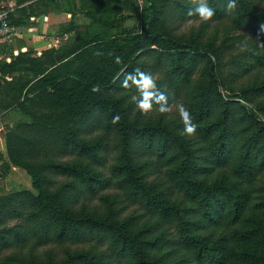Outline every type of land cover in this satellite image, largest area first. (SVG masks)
I'll list each match as a JSON object with an SVG mask.
<instances>
[{"label":"trees","instance_id":"1","mask_svg":"<svg viewBox=\"0 0 264 264\" xmlns=\"http://www.w3.org/2000/svg\"><path fill=\"white\" fill-rule=\"evenodd\" d=\"M227 2L208 0L213 18L230 15L249 29L259 44L241 66H264V0H235L231 11ZM196 3L150 0L143 30L120 50L97 29L103 25L99 15L111 12L109 3L97 8L84 0L91 18L85 30L76 23L61 26L75 34L71 42L41 57L23 52L0 65L4 74L32 73L28 80H3L7 86L0 79V107L18 106L31 118L4 142L32 182L0 196V256L10 247H30L28 255L1 261L110 264L111 255L120 264H264V182L258 184L264 176V83L223 95L217 77L195 79L204 52L196 42L181 43L165 16L172 6L184 20L198 17L187 15ZM10 19L23 24L13 13ZM72 57L83 61L69 73ZM137 68L152 73L170 99L186 102L198 125L195 137L183 134L182 121L154 123L135 114V88L122 81ZM97 85L100 90L92 91ZM110 151L116 153L112 161ZM110 189L121 192H104ZM92 197L103 207L91 205ZM122 199L139 204L150 219H122L113 208ZM95 238L107 241L108 257L68 250L59 259L38 252Z\"/></svg>","mask_w":264,"mask_h":264},{"label":"rangeland","instance_id":"2","mask_svg":"<svg viewBox=\"0 0 264 264\" xmlns=\"http://www.w3.org/2000/svg\"><path fill=\"white\" fill-rule=\"evenodd\" d=\"M194 1L197 2V0ZM106 3H109L108 6L111 12L99 15L102 17L100 22L103 25H100L97 29H101L103 35L107 37L106 39H114L120 50H125L130 45L134 35L143 30L150 0H93V5L97 8L106 5ZM2 6L14 7L12 12L14 20H21L25 25L30 24L36 16L47 19V12L59 15L62 20L61 22L59 20L52 21L54 22L52 27L54 31L52 30L45 38L54 36L56 39L51 43L45 44L43 41L27 46L25 45V38H22V31L19 29L14 39L0 43V65L10 63L23 52L33 57H41L46 49H59L61 46L71 42L75 37L73 32H65L63 28L76 23L79 25L80 30H85V25L91 22V18L85 12L88 8L84 5V0H22V2H18V0H0V7ZM259 9L264 10V4L259 5ZM176 12L174 7L170 6L165 16L166 20L171 25H174V34L183 44L196 42L195 45L199 46L205 55L198 65L195 79L202 76L214 80L213 77H217L221 82L219 85L223 95H240L243 89L264 83V66H256L254 64V66H247V69H243L241 66L246 61L247 51L259 44L257 38L249 29H245L243 25L235 22L230 15H226L221 19L212 18L208 22H203L198 17L184 20ZM245 44L246 47H244ZM60 58L61 54L57 59ZM74 58L76 60L68 70L69 73H72L83 61L80 57H72L71 59ZM164 73L165 66H162L156 77H163ZM13 76L28 80L32 77V73L29 71L14 74L0 72V79H2L4 86H7V84L3 80H12ZM237 98L245 103L239 96ZM0 99H2V95H0ZM177 99V103H183L187 106L181 97H177ZM247 105H250V103ZM134 107L135 114L144 121L151 120L154 123L163 121L168 124H180L181 122L175 106H173L172 112L167 115V118L158 112H153L150 116L144 117L140 114L136 105ZM30 121L29 115L25 114L18 106L0 107V196L9 195L32 186L31 177L27 170L11 160L4 142L6 135L10 131H14L22 123ZM91 135L93 134L89 136ZM115 154L112 151L108 153L110 161L115 158ZM160 173L164 175L162 171ZM154 178L155 174L150 177V179ZM258 181V184L263 183L264 176H261ZM104 192L115 193L121 191L110 189ZM92 198L89 202L91 205L103 207V203L99 199L96 197ZM113 208L118 209L122 219L136 216L139 218V223L150 219V216L139 204H135L128 199L118 200L117 203L113 204ZM174 230L175 228H172L173 234L169 235L171 243H174L176 241L175 236H178ZM68 250L73 253H100L103 258L108 257L111 253L107 241H101L97 238L84 241L73 240L62 244L55 243L40 247L38 252L40 256L46 255L48 257L49 254L47 252L49 251L54 258L63 259ZM29 251L30 247H10L4 250L2 256H0V261L6 260V257L14 253L17 255H28ZM111 257L110 255V264H120Z\"/></svg>","mask_w":264,"mask_h":264},{"label":"clouds","instance_id":"3","mask_svg":"<svg viewBox=\"0 0 264 264\" xmlns=\"http://www.w3.org/2000/svg\"><path fill=\"white\" fill-rule=\"evenodd\" d=\"M236 6L235 0H228L226 8L231 11ZM215 11L209 6L208 0H197L196 6L190 8L187 12L188 16H198L201 21L208 22L215 16ZM246 47V44L244 45ZM95 55H101L100 52ZM111 55V53H110ZM115 62L121 63V58L116 56ZM122 86L126 88H135L136 95L132 96L137 109L144 117L150 116L153 112H158L167 118L172 112L173 106L179 114V118L183 122V134L189 138L195 137L198 125L193 122L191 112L183 103H177L174 98L169 97L165 92L160 91L157 80L150 72L142 71L140 68L135 69L131 73H125ZM99 86H94L92 91H99ZM119 121V116L113 117V123Z\"/></svg>","mask_w":264,"mask_h":264},{"label":"crops","instance_id":"4","mask_svg":"<svg viewBox=\"0 0 264 264\" xmlns=\"http://www.w3.org/2000/svg\"><path fill=\"white\" fill-rule=\"evenodd\" d=\"M47 19L42 18L41 16L34 17V20L28 25H16L18 29L22 31V38H25V45H32L34 43H41L45 42L50 43L56 39L54 36H50L49 38L45 39L47 35L53 30L52 27L54 26V20H59L61 22V17L55 14H47ZM33 18V17H32ZM54 31V30H53ZM31 43V44H30Z\"/></svg>","mask_w":264,"mask_h":264},{"label":"built area","instance_id":"5","mask_svg":"<svg viewBox=\"0 0 264 264\" xmlns=\"http://www.w3.org/2000/svg\"><path fill=\"white\" fill-rule=\"evenodd\" d=\"M13 11L14 7H0V43L10 41L18 34V27L10 19ZM51 42H54L53 39Z\"/></svg>","mask_w":264,"mask_h":264},{"label":"water","instance_id":"6","mask_svg":"<svg viewBox=\"0 0 264 264\" xmlns=\"http://www.w3.org/2000/svg\"><path fill=\"white\" fill-rule=\"evenodd\" d=\"M60 57V54H57V58ZM0 264H16V263H13L11 261H0Z\"/></svg>","mask_w":264,"mask_h":264}]
</instances>
